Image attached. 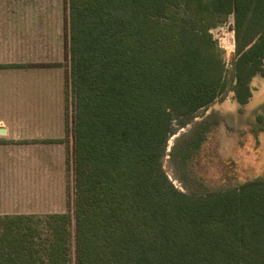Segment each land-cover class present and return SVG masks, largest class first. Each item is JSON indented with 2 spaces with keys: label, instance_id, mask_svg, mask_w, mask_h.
Returning <instances> with one entry per match:
<instances>
[{
  "label": "trees",
  "instance_id": "trees-1",
  "mask_svg": "<svg viewBox=\"0 0 264 264\" xmlns=\"http://www.w3.org/2000/svg\"><path fill=\"white\" fill-rule=\"evenodd\" d=\"M73 190L69 212L0 216V264H264V180L178 190L162 168L183 127L263 74L264 0H67ZM232 14L233 85L208 33ZM211 22H214L213 24ZM177 139L195 159L220 119ZM60 141V140H59ZM176 151V153H175Z\"/></svg>",
  "mask_w": 264,
  "mask_h": 264
},
{
  "label": "rangeland",
  "instance_id": "rangeland-1",
  "mask_svg": "<svg viewBox=\"0 0 264 264\" xmlns=\"http://www.w3.org/2000/svg\"><path fill=\"white\" fill-rule=\"evenodd\" d=\"M61 18L63 26L64 46L62 56L60 55L54 63H40L42 55L46 51L41 49L37 43L36 48L30 51L31 60L34 61L25 66H8V73H40L57 74L64 76L63 96L61 109L63 111L64 129L60 139L33 140V142H53L62 141L61 146L53 148L52 154L48 150L39 148L23 147L25 157L23 168L29 175L22 180L14 179V176L7 179V186H1L2 194L0 198L7 205L19 206L14 211L46 214L51 212H69L72 216V202L74 198L73 190V164H72V137L71 123L74 108V100L71 95L67 20L68 8L67 0H53L48 2ZM44 0H0V31L7 27L5 14L3 13H44ZM11 16V14H10ZM212 24L214 22H211ZM30 32L32 35H39V27L33 25ZM208 33L216 41L218 47L223 51L224 75L228 87L233 85V62L235 48V34L232 14L227 15L210 26ZM51 53L47 49V56ZM10 60V57H9ZM264 69V64H263ZM261 83H264V73L255 74L249 80L251 95L244 104H240L234 96V92L228 89L222 98L217 99L203 110H199L193 117L191 123L183 127L173 121L174 132L169 136L166 144L165 155L162 159V168L168 179L180 191L201 192L204 189H222L236 187L246 181L254 179L264 180V101L251 108L248 103ZM229 101V106L223 107L221 104ZM209 118L220 119V124L214 127L203 144L200 153L195 159L187 162L186 165L179 166V155L176 153L174 158L171 155L172 148H179L176 141L182 135L193 128V124L201 119ZM39 149V151L37 150ZM39 152L40 156L35 155ZM43 151V152H42ZM45 151V152H44ZM47 151V152H46ZM51 151V150H50ZM35 153V154H34ZM40 159L42 165L37 159ZM37 162V163H36ZM46 167V170L44 169ZM34 168L36 170L34 171ZM25 172V171H24ZM35 174V176H33ZM39 174V176H38ZM14 179V180H13ZM29 190L30 193H24ZM26 206V207H25ZM23 210V211H22ZM60 210V211H59ZM2 214H0L1 216Z\"/></svg>",
  "mask_w": 264,
  "mask_h": 264
},
{
  "label": "crops",
  "instance_id": "crops-1",
  "mask_svg": "<svg viewBox=\"0 0 264 264\" xmlns=\"http://www.w3.org/2000/svg\"><path fill=\"white\" fill-rule=\"evenodd\" d=\"M48 2L53 0H44V13H3L7 27L0 31L2 67H20L33 63L30 51L36 48L37 43L41 49L46 50L41 58L46 60H41L40 63H54L60 55L62 56L64 35L61 18L57 13H53L54 10ZM34 24L39 27L41 37L30 32ZM47 49L51 50L48 56ZM63 82L64 76L56 73H8L6 68L0 69V188L10 184L6 183L11 176L22 180L28 176L32 177L28 172L25 174L27 170L23 168L25 164L22 160L33 151L25 153L23 147L48 150L49 154L53 155L52 149L61 146L62 141L33 140L62 137ZM35 155L37 158L40 156L39 152ZM40 159L37 161L45 166ZM44 169L46 170V167ZM0 193L2 194L1 189ZM24 193L29 194L30 191L25 190ZM18 207L7 205L0 198V214L27 213L13 210Z\"/></svg>",
  "mask_w": 264,
  "mask_h": 264
},
{
  "label": "bare ground",
  "instance_id": "bare-ground-1",
  "mask_svg": "<svg viewBox=\"0 0 264 264\" xmlns=\"http://www.w3.org/2000/svg\"><path fill=\"white\" fill-rule=\"evenodd\" d=\"M264 101V83H261L258 90L255 91L250 99V102L247 104L248 108H251L259 103H262ZM223 107L229 106V101H225L221 104Z\"/></svg>",
  "mask_w": 264,
  "mask_h": 264
}]
</instances>
